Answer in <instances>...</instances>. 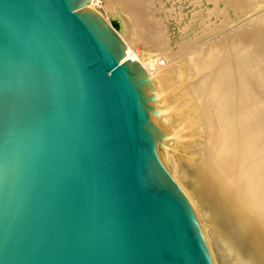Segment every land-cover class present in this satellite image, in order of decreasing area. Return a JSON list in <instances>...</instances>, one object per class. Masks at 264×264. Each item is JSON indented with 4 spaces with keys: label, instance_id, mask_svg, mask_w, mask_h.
<instances>
[{
    "label": "water",
    "instance_id": "obj_1",
    "mask_svg": "<svg viewBox=\"0 0 264 264\" xmlns=\"http://www.w3.org/2000/svg\"><path fill=\"white\" fill-rule=\"evenodd\" d=\"M90 2L0 0V264H215L154 83Z\"/></svg>",
    "mask_w": 264,
    "mask_h": 264
},
{
    "label": "bare ground",
    "instance_id": "obj_2",
    "mask_svg": "<svg viewBox=\"0 0 264 264\" xmlns=\"http://www.w3.org/2000/svg\"><path fill=\"white\" fill-rule=\"evenodd\" d=\"M157 1L105 0V19L126 46L122 61H138L154 83L166 168L191 203L207 245L222 264H264V9L151 72L146 63L174 54L155 18ZM258 2L254 9L264 5ZM137 42L141 53L133 51Z\"/></svg>",
    "mask_w": 264,
    "mask_h": 264
},
{
    "label": "rangeland",
    "instance_id": "obj_3",
    "mask_svg": "<svg viewBox=\"0 0 264 264\" xmlns=\"http://www.w3.org/2000/svg\"><path fill=\"white\" fill-rule=\"evenodd\" d=\"M198 1L199 0H180V1L179 0H159L157 2H154V6L158 9L157 11H160L158 14H157V11L155 12V18L161 21V23L163 24L162 25L163 28L166 27L165 28V31H166L165 34H166V37H168V44H169L168 46H169L171 52L174 54L169 59L165 58V56H163L162 54L157 55V60L153 65H149L148 63H146V68L149 71L154 72L158 68H164V67H166V65L168 66L170 64V62L172 64V63L176 62L177 59L179 60V59L185 58L187 55H189L190 52L192 53V51H195L196 49L200 48L201 46L206 45V43L216 40L218 37H220V35L222 36L223 34L228 33L229 30L231 31L235 27H239V25L246 23L247 21H249L248 20L249 17H250L249 19L252 20L251 17H253L254 15L257 16V14L261 13L264 9V5H262V4H257V6L259 8L255 5L256 7L254 9V4H256L255 2L256 1L258 2L260 0H256V1L255 0H242V1L238 0V1H240V3H242V4L239 3L241 7L239 6V4L237 5V3H235V2H237V0L233 1V2H232V0H230V1L229 0H200L199 1L200 4ZM253 1H255V2H253ZM261 2L263 3V1H261ZM159 4H160V6L162 5L161 8H160ZM260 5H262V6H260ZM238 6H239V9H237ZM223 8H224V10H223ZM94 9L96 11H98L104 18H105V16L107 17L108 11L106 8L105 0H95L94 1ZM167 9L171 13L168 12ZM234 9H236V10H234ZM260 9H261V11H260ZM164 11H165V13H164ZM209 11H211V12H209ZM220 11H222V12H220ZM251 11H253V12H251ZM197 12H198V15H197ZM199 12L201 13V15ZM212 12H214L215 15ZM222 13H223V15H222ZM164 14H165V16H164ZM192 14L194 16H191ZM208 14H210V16ZM225 16H226V18H225ZM194 19H195V21H194ZM179 20H180V23H179ZM191 20H193L194 22ZM219 21H221V22H219ZM185 25H187V26H185ZM213 25H215L216 27L218 26L217 31H216V27H215V31H214ZM203 26H204V28H203ZM239 31H240V29L237 31V33ZM199 35H202V36H199ZM194 38H196V39H194ZM193 39L196 41L194 42ZM184 41L186 44L183 43L182 45H180ZM191 42H193V44ZM140 45L142 46V42H137L133 46V51L135 50L134 52H136L137 50H139L141 53L143 46L141 48ZM196 45H197V47H196ZM179 46H181V47H179ZM194 48H195V50H194ZM208 245H209V250H210L211 254L214 251V253L212 254L214 263L215 264H219V263L222 264V262L218 256V254L216 253L214 247L211 246L210 244H208ZM217 261H218V263H217Z\"/></svg>",
    "mask_w": 264,
    "mask_h": 264
}]
</instances>
